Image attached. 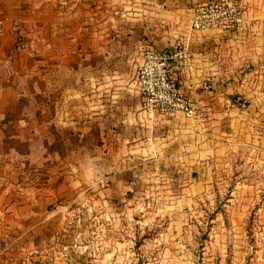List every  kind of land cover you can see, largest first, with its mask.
Instances as JSON below:
<instances>
[{
    "label": "crops",
    "instance_id": "0c3cea01",
    "mask_svg": "<svg viewBox=\"0 0 264 264\" xmlns=\"http://www.w3.org/2000/svg\"><path fill=\"white\" fill-rule=\"evenodd\" d=\"M205 1L0 0V242L26 241L83 192L112 205L137 170L138 183L179 174L163 193L187 205L254 136L250 115L264 120V0H247L239 29L197 31L194 8ZM177 38L192 57L178 85L201 120L142 110V50Z\"/></svg>",
    "mask_w": 264,
    "mask_h": 264
},
{
    "label": "rangeland",
    "instance_id": "374dc122",
    "mask_svg": "<svg viewBox=\"0 0 264 264\" xmlns=\"http://www.w3.org/2000/svg\"><path fill=\"white\" fill-rule=\"evenodd\" d=\"M262 119L250 115L254 136L187 205L163 193L177 173L130 185L112 205L83 192L26 241L0 242V264H264ZM154 182L160 188L141 193Z\"/></svg>",
    "mask_w": 264,
    "mask_h": 264
},
{
    "label": "built area",
    "instance_id": "2783aa9c",
    "mask_svg": "<svg viewBox=\"0 0 264 264\" xmlns=\"http://www.w3.org/2000/svg\"><path fill=\"white\" fill-rule=\"evenodd\" d=\"M246 7L247 0H207L195 6L192 28L197 31L239 29L246 19ZM191 59L188 44L183 38H177L169 49H156L151 45L144 47L138 69V88L143 95L142 110L149 117L156 114L173 117L182 112L187 118L203 119L202 106L185 96L178 85ZM204 85L206 89L213 90V78H204ZM139 178L140 172L137 170L130 185H136ZM99 185L106 188L107 179H101Z\"/></svg>",
    "mask_w": 264,
    "mask_h": 264
}]
</instances>
